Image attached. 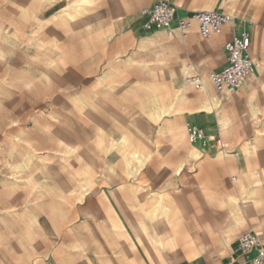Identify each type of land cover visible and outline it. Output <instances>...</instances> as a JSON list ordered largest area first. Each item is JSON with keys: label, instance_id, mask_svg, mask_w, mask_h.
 Listing matches in <instances>:
<instances>
[{"label": "rangeland", "instance_id": "obj_1", "mask_svg": "<svg viewBox=\"0 0 264 264\" xmlns=\"http://www.w3.org/2000/svg\"><path fill=\"white\" fill-rule=\"evenodd\" d=\"M74 1L0 0V166L10 161L17 167L11 175L0 169V264H103L108 253L122 249L127 262L150 264L151 250L134 226L144 221L142 207L154 199L146 202L140 185L174 205L171 224H158L166 245L157 252L160 258L180 264L198 252L210 264H240L238 235L252 230L264 240V184L252 182L264 161V0H175L186 9L240 16L250 31L257 70L238 95L213 109L214 135L227 146L210 144L199 159L188 155L186 122L199 126L205 116L196 111L216 95L207 75L221 67L228 36L192 33L181 39L146 32L140 13L150 0H92L85 14L66 23L56 13ZM191 63L198 65L208 93L186 83L183 70ZM153 83L170 93L185 88L192 102L154 123L150 139L140 136L152 158L131 177L118 152L104 155L99 133L108 145L126 131L139 138L134 125L144 127ZM249 141L255 151L235 155ZM69 145L74 151L66 154ZM33 162L45 165L42 172H34ZM87 165L92 172L85 171ZM101 165L109 168L106 180ZM18 175L38 182L7 180ZM250 187H262L259 206L231 226L237 207L232 198L241 201ZM223 207L232 213L225 215ZM112 216L122 221L124 234L99 222ZM120 239L134 242L131 249L140 253L120 248Z\"/></svg>", "mask_w": 264, "mask_h": 264}, {"label": "bare ground", "instance_id": "obj_2", "mask_svg": "<svg viewBox=\"0 0 264 264\" xmlns=\"http://www.w3.org/2000/svg\"><path fill=\"white\" fill-rule=\"evenodd\" d=\"M57 1L58 0H49L50 3H55ZM231 1L234 2L235 0H231ZM252 1L255 2L256 0H250L249 2L252 3ZM91 2H92V0H75L72 3V6L59 11L58 13H56V15H58L64 22L71 23V22L75 21L77 18H79L80 16H82L83 14H85V11H86L85 7L88 4H90ZM215 5H216V2H214L210 5H207V6L208 7L209 6L214 7ZM228 15H231V14H228ZM238 17H240V16H238ZM140 20H141V27L143 28V30H145L146 32L154 31V28L151 25H148L147 16L142 11L140 13ZM127 60L129 61V59H127ZM183 71L185 73L186 67L184 68ZM186 73H187V71H186ZM186 83L190 84L189 78H186ZM150 87H151V90L149 91L148 105L146 104L147 107L144 110L143 115H142L144 127L134 125L136 134L138 135L139 138H135L129 131H126L125 133H123L121 135L119 140L111 139L112 143L110 145H108L105 143L104 139L102 138L101 133H99L100 134L99 145L101 146L104 155L109 156L110 154H112L115 151L118 152L120 154V161L124 165V172L128 176H131V177L138 176L140 174V172L142 171V169L145 167V165L150 161V159L152 157V151H150V149L147 147V145L142 144L140 142V136L145 135L147 139H150L151 135H152V128H153L154 123H156L160 120H164V121L167 120L168 119L167 117H169L171 115V113H173L174 110H178L177 109L178 105H181L183 103H191L192 102L191 99H187L188 97L184 93L185 88H179L174 93H170V91L167 89V87L165 85H156L153 83V84H150ZM202 90H204L206 93L209 92L208 88L205 87L204 81H203ZM214 99H215V97L211 96L209 98V101L202 104L196 112H198L200 110H203L202 112H204V110L209 111L210 109L213 110L214 108H216V102ZM81 107H83V106H81ZM178 111H180V110H178ZM188 116H189V114H188ZM195 121H196V119H195ZM165 123H168V122H165ZM198 123H199V126H198V124H195V123L188 124L187 130L191 126L196 125L197 127L201 128L202 130L203 129L205 130V132H204V130H203V132L206 133L205 134L206 136H208L210 138L215 136L214 135L215 132L213 131L217 127V122H216L215 118H209V117L202 118L201 117V119H199ZM170 125H172V123ZM177 128L179 129L180 134L183 135L184 134V126L181 122L177 125ZM191 144L192 145L190 147V155L196 159H199V157L204 155L208 151V149L211 147L210 141L205 142L204 139L200 138V137H198L194 142H191ZM73 151H74V147L72 145H69L67 147V150H66L67 153L66 154L73 153ZM254 151H255V144L253 142L249 141L245 144V146L243 148H238L236 150L235 155L242 156L246 153L251 154ZM221 154H223V153H221ZM68 157H67V159L69 160ZM32 160H33V153H32V151L29 150L28 151V157L26 159L27 164L29 165L32 162ZM62 160H63V158H62ZM34 166H35L34 172H37V171L42 172V168L45 165L41 162L40 165H39V163H34ZM16 168L17 167L14 166L10 161H7L6 164H3L0 166L1 171H3L6 174H10V175L13 173V171ZM182 168H183L182 164L179 165L175 169V173L176 174L180 173ZM85 171L90 173V171H91L90 166H88V165L85 166ZM17 172L19 173V170H17ZM34 172H32V173L34 174ZM99 172H100L99 174H101V176L106 180L108 178V174L110 171H109V168L101 165V166H99ZM255 176L260 178V181L263 179V173L262 172H255ZM21 177H22L21 175H18L12 179H7V178L6 179L9 180V182H38V180L35 176H34L32 181L27 180V179L21 180L20 179ZM99 177H100V175H99ZM44 179L45 178H43V180ZM263 184H264V182H260V186H263ZM139 187L145 189L146 193H145V197L143 196L144 197L143 199L146 202L148 200H153L155 198V194L152 193L148 188L142 187V186H139ZM260 188H262V187H259L258 189L256 187H250L247 191V194L245 195L244 198L241 199V201H236L235 199L232 198L233 202L236 203L237 207H236V213H233L231 221H230L231 226L237 225L245 217H250V215L253 213L254 208L259 206V200L260 199L257 198L256 195L259 192ZM243 189L245 192L246 189L244 186H243ZM137 200L139 201V203L141 202V199L137 198ZM25 209H27V207ZM226 211L228 213L227 215L232 213L231 209L226 208ZM85 214L90 216L91 218L95 217V215L90 213V212H85ZM170 214H171V204L168 202L167 199H165L162 196H158V198L154 199L149 208L146 207L145 209H143V216H144L146 222L148 224L153 223V225L156 224L155 222H157V223L162 222V220L169 222L170 218H171ZM107 218H109V217H107ZM101 223H103L104 225L105 224L109 225L108 223H111L112 225L118 227L120 221L119 220L104 219V220H101ZM166 224H168V223H166ZM107 225H105V226H107ZM138 227L140 229V231L138 230V232H142V233L145 232L146 226L144 227L143 223H139ZM138 227H135V228H138ZM139 234H141V233H139ZM142 238H144V237H142ZM155 238L158 241L159 248H160L161 252H164L166 250V247L162 241L161 234L159 232L156 233V231H155ZM146 240L147 239H145V241ZM153 243H154V241H153ZM154 256L156 257V255H154ZM155 259L156 258H154V261H155ZM157 263L158 264H167V262L163 258L159 259Z\"/></svg>", "mask_w": 264, "mask_h": 264}, {"label": "built area", "instance_id": "obj_3", "mask_svg": "<svg viewBox=\"0 0 264 264\" xmlns=\"http://www.w3.org/2000/svg\"><path fill=\"white\" fill-rule=\"evenodd\" d=\"M142 12L147 16L148 25L171 38L185 39L192 33H197L202 38H211L221 35L224 26L231 25V34L223 43V64L207 75L216 91V108L254 78L256 65L250 51L252 40L243 21H239L242 27L236 29V20L232 15L215 9L184 10L173 0H150ZM187 73L190 84L194 88L202 89L203 77L198 65L191 63ZM198 137L203 138L205 142L210 141L217 149L226 147L220 135L210 138L201 128L191 126L187 130L188 141L194 142ZM235 249L240 264H264V240L258 233L252 230L241 232L237 237Z\"/></svg>", "mask_w": 264, "mask_h": 264}, {"label": "crops", "instance_id": "obj_4", "mask_svg": "<svg viewBox=\"0 0 264 264\" xmlns=\"http://www.w3.org/2000/svg\"><path fill=\"white\" fill-rule=\"evenodd\" d=\"M174 2H176L175 0H173ZM177 3V2H176ZM177 4H179L184 10H192V9H186V8H184V6L183 5H181L180 3H177ZM232 16H234L236 19V21H235V25H236V29H240L241 27H242V24L241 23H239L238 21V19H239V17L238 16H236V15H232ZM238 18V19H237ZM230 34H231V25L230 24H228V25H226V26H224V29H223V32H222V34H221V36L223 37V36H228L225 40H227L228 38H229V36H230ZM191 37H193V34H191V35H189L187 38H191ZM186 39V38H185ZM224 40V41H225ZM221 49H222V51H223V44H222V47H221ZM223 64V63H222ZM187 69H188V67H186V71H187ZM256 73H257V71L255 72V76H256ZM254 76V77H255ZM252 80V79H251ZM250 81V80H249ZM204 83L206 84V82L204 81ZM248 83V82H247ZM247 83H245L243 86H242V88L238 91V93H236V94H234V95H238L239 93H240V91H242V89L244 88V86L247 84ZM210 91V90H209ZM234 95H232V96H234ZM231 96V97H232ZM211 103V102H210ZM203 110H200V111H198V115H199V113H202V115H204L205 117H209V118H215L214 117V113H213V110L212 109H210L209 111H205L204 110V112H202ZM218 114V113H217ZM193 117H195V116H193ZM190 123H194V122H186V129H187V125L188 124H190ZM196 124V123H195ZM227 146V145H226ZM245 146V145H244ZM244 146H242V147H237V149L238 148H243ZM191 147V146H190ZM236 149V150H237ZM224 150V149H223ZM189 152H190V149H189ZM188 152V155H189V157L190 158H193V159H196V158H194V157H192L191 155H190V153ZM113 154V153H112ZM112 154H110V155H112ZM248 154H250V153H248ZM247 153L246 154H244V155H248ZM203 156V155H202ZM202 156H200L199 158H201ZM152 158V157H151ZM151 160V159H150ZM260 168H261V170H256V171H253L254 173L255 172H262L263 173V179L260 181V179L259 178H254V179H252V182H264V161L262 162V164L260 165ZM144 169V168H143ZM143 169H142V171H143ZM176 169V168H175ZM141 171V172H142ZM140 172V173H141ZM181 172V171H180ZM177 174H180V173H177ZM251 175V174H250ZM236 179V176H234V180ZM239 183H241V182H239ZM140 186H142V187H146V188H148L149 189V187L147 186V185H140ZM152 193H154L155 194V198L154 199H156V198H158V196H162V197H164L165 199H166V196H164V195H161V193H156V192H154V191H152L151 189H149ZM263 191V190H262ZM261 192V191H260ZM245 197V196H244ZM243 197V198H244ZM261 200V199H260ZM171 204V214H170V216H171V218H170V221L169 222H166L165 220H162V222H159V223H164L165 225H169V224H171V222H172V215H173V207H174V205H173V203H170ZM146 207H143L142 208V213H143V209H145ZM147 208H149V207H147ZM254 210H256L255 208H254ZM253 210V211H254ZM223 211H224V213H225V215H227L228 213H227V211H226V208L225 207H223ZM255 212V211H254ZM178 213L179 212H176L175 213V216H177L178 215ZM104 219H107V220H119L120 221V223H119V226L118 227H116V226H114V225H112L111 223H108L109 224V226L111 225V227H113L114 229H118V231L120 232V233H122V234H124L125 232H124V230L122 229V221L118 218V217H116V216H112V217H109V218H101V219H99V222L101 223V220H104ZM139 223H143L144 224V227H145V232L144 233H142V232H139V233H141L140 235H141V237H144L143 239L145 240V239H147L146 241H144L146 244V246L148 247V249L150 248V264H156L157 262H158V260L159 259H161L158 255H157V252L158 251H161L160 250V248H159V244H158V241H157V239L155 238V231H156V233L157 232H159L160 233V231H159V223H157V222H155L156 224L155 225H153V223H150V224H148L147 222H146V220H145V218H144V221H142V222H139ZM138 223V224H139ZM166 223H168V224H166ZM102 225H104L103 223H101ZM138 224L136 225V226H134V227H138ZM105 225H107V224H105ZM104 225V226H105ZM149 225H151V233H148V226ZM153 225V226H152ZM108 226V225H107ZM147 228V229H146ZM135 229H137V230H139L140 231V229H139V227L138 228H135ZM153 229V230H152ZM148 234V235H147ZM161 234V233H160ZM150 235V236H149ZM149 238V239H148ZM161 238H162V241H163V243H164V245H165V241H164V239H163V237H162V235H161ZM142 239V238H141ZM152 240V241H151ZM153 241H154V243H153ZM120 248H122V247H124V248H126V247H128L129 248V250H131L132 252H134L135 254L136 253H140V251H138V250H136V249H131L132 247L133 248H135V247H137V245L133 242V243H131L130 241H128L127 239H120V240H118V244H117ZM165 247H166V245H165ZM134 250V251H133ZM126 249H122V250H120L119 251V254L118 255H114V254H110V253H108V255H107V257H106V261L103 263V264H131L130 262H127L126 261V258H127V256H125V254H126ZM156 255V257L154 256V255ZM154 258H156L155 259V261H154ZM158 259V260H157ZM157 260V261H156ZM165 261H166V259H164ZM156 262V263H155ZM167 262V261H166ZM86 264H88V263H86ZM94 264V263H93ZM142 264H145V262H143L142 261ZM158 264V263H157ZM167 264H168V262H167ZM180 264H210L206 259H204L203 257H199L198 256V252H195L194 253V255L193 256H191V258H189V259H187V260H185V261H183V262H181ZM231 264V263H230Z\"/></svg>", "mask_w": 264, "mask_h": 264}]
</instances>
